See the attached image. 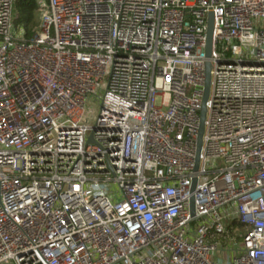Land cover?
Listing matches in <instances>:
<instances>
[{
  "label": "built area",
  "instance_id": "obj_1",
  "mask_svg": "<svg viewBox=\"0 0 264 264\" xmlns=\"http://www.w3.org/2000/svg\"><path fill=\"white\" fill-rule=\"evenodd\" d=\"M17 1L0 0V264H264V0H37L31 35Z\"/></svg>",
  "mask_w": 264,
  "mask_h": 264
},
{
  "label": "water",
  "instance_id": "obj_2",
  "mask_svg": "<svg viewBox=\"0 0 264 264\" xmlns=\"http://www.w3.org/2000/svg\"><path fill=\"white\" fill-rule=\"evenodd\" d=\"M213 31H214V14L213 12H210L209 22H208V32H207V49H206L207 56H211L212 54ZM210 88H211V63L208 61L206 64V79H205L203 105L200 111V128H199L198 143H197L196 169L198 168V164H199V154L201 151L202 139H203L204 130H205V119H206V113H207L206 103L210 95ZM196 181L197 180L194 179L193 187H195ZM191 214L195 215L194 197L191 198Z\"/></svg>",
  "mask_w": 264,
  "mask_h": 264
},
{
  "label": "trees",
  "instance_id": "obj_3",
  "mask_svg": "<svg viewBox=\"0 0 264 264\" xmlns=\"http://www.w3.org/2000/svg\"><path fill=\"white\" fill-rule=\"evenodd\" d=\"M36 7L37 0H18L15 4L16 23L24 26L28 35H31L32 28L36 23Z\"/></svg>",
  "mask_w": 264,
  "mask_h": 264
},
{
  "label": "rangeland",
  "instance_id": "obj_4",
  "mask_svg": "<svg viewBox=\"0 0 264 264\" xmlns=\"http://www.w3.org/2000/svg\"><path fill=\"white\" fill-rule=\"evenodd\" d=\"M105 87H106V84H105V81L103 80L101 82V87L97 93L98 97L97 96H91L88 98V102L86 104L87 112H91L92 114H95L97 112V110H99L101 98L104 94ZM159 100H160V98L158 97V102H159Z\"/></svg>",
  "mask_w": 264,
  "mask_h": 264
}]
</instances>
